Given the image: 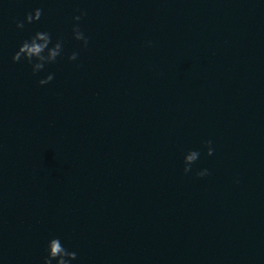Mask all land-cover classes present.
<instances>
[{"label": "water", "instance_id": "water-1", "mask_svg": "<svg viewBox=\"0 0 264 264\" xmlns=\"http://www.w3.org/2000/svg\"><path fill=\"white\" fill-rule=\"evenodd\" d=\"M37 30L65 41L43 87L12 62ZM53 234L79 264H264V0H4L0 262Z\"/></svg>", "mask_w": 264, "mask_h": 264}, {"label": "clouds", "instance_id": "clouds-1", "mask_svg": "<svg viewBox=\"0 0 264 264\" xmlns=\"http://www.w3.org/2000/svg\"><path fill=\"white\" fill-rule=\"evenodd\" d=\"M4 5V0H0V6ZM78 15H73L71 25V35L75 41L80 42L82 48L89 46L90 37L82 29L80 21L87 16L85 9H79ZM43 9L36 7L27 12L22 20H16V28L23 29L25 24H33L41 20ZM152 41H147L145 46H151ZM65 41L62 37L53 38V34L47 30H37L28 38L24 39L12 55L13 63L24 62L31 68L33 76H39L44 73L49 65H54L65 58ZM79 57L78 51H72L67 55L69 62H77ZM76 67H80L77 63ZM55 78V73L47 72L39 76L37 83L43 87L50 84ZM206 155H214L215 149L213 141L208 139L204 142ZM201 151L199 149H189L183 154V173L188 175L193 171V165L200 159ZM197 177L203 178L210 175L208 168H200L195 172ZM236 182H239L238 180ZM45 255L42 264H73L78 262V252L71 250L66 246L65 240L61 235H50L45 243ZM2 264V262H0Z\"/></svg>", "mask_w": 264, "mask_h": 264}]
</instances>
